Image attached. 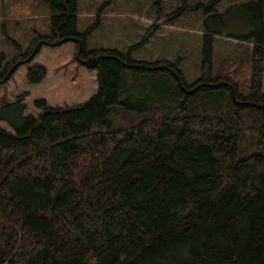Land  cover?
<instances>
[{
	"label": "trees",
	"instance_id": "obj_1",
	"mask_svg": "<svg viewBox=\"0 0 264 264\" xmlns=\"http://www.w3.org/2000/svg\"><path fill=\"white\" fill-rule=\"evenodd\" d=\"M77 1L46 0L51 36H38L0 76L43 45L80 44L81 59L99 58L97 91L84 104L36 100L34 117L24 94L0 109L14 130L0 129V264H264L262 56L241 96L236 83L211 80L205 37L200 80L188 85L177 63L89 54ZM253 6L261 42L264 0ZM46 75L31 66L27 82ZM113 106L144 117L113 129ZM243 133L252 141L242 144Z\"/></svg>",
	"mask_w": 264,
	"mask_h": 264
},
{
	"label": "rangeland",
	"instance_id": "obj_2",
	"mask_svg": "<svg viewBox=\"0 0 264 264\" xmlns=\"http://www.w3.org/2000/svg\"><path fill=\"white\" fill-rule=\"evenodd\" d=\"M254 0H78L77 32L86 35L85 50L92 54L111 50L129 55L133 62L177 63L185 83L194 84L201 77L205 37L211 44L210 78L232 89L236 83L241 96L253 67V56H262L264 90V36ZM51 19L46 0H0V76L12 61L27 54L36 38L50 37ZM260 52H256V46ZM41 66L45 79L35 85L27 82V69ZM8 74V73H7ZM6 74V75H7ZM231 81H230V80ZM1 81V80H0ZM97 91L96 71L82 67L73 43L43 45L39 54L19 67L7 81L0 82V109L26 94V114L37 117L33 103L43 99L52 108L84 104ZM126 97L121 94V100ZM137 104V98L129 100ZM123 108V107H121ZM14 118L12 110H6ZM137 111L113 106V129L128 127L138 118ZM0 129L14 130L5 121ZM240 142H251L249 133Z\"/></svg>",
	"mask_w": 264,
	"mask_h": 264
},
{
	"label": "water",
	"instance_id": "obj_3",
	"mask_svg": "<svg viewBox=\"0 0 264 264\" xmlns=\"http://www.w3.org/2000/svg\"><path fill=\"white\" fill-rule=\"evenodd\" d=\"M80 50H81V45L79 44L78 45V51H77V59L79 60L80 65L82 67L86 68V69L94 70L96 68V66H97L99 58H97V57H89L87 59H81L80 55H79L80 54ZM156 69L157 68H153V70H156ZM10 76H11V73L9 72L2 81L3 82L7 81ZM263 107H264V103L261 105V108H263Z\"/></svg>",
	"mask_w": 264,
	"mask_h": 264
},
{
	"label": "flooded vegetation",
	"instance_id": "obj_4",
	"mask_svg": "<svg viewBox=\"0 0 264 264\" xmlns=\"http://www.w3.org/2000/svg\"><path fill=\"white\" fill-rule=\"evenodd\" d=\"M90 56H92V55H90Z\"/></svg>",
	"mask_w": 264,
	"mask_h": 264
},
{
	"label": "bare ground",
	"instance_id": "obj_5",
	"mask_svg": "<svg viewBox=\"0 0 264 264\" xmlns=\"http://www.w3.org/2000/svg\"><path fill=\"white\" fill-rule=\"evenodd\" d=\"M111 107V106H110Z\"/></svg>",
	"mask_w": 264,
	"mask_h": 264
}]
</instances>
